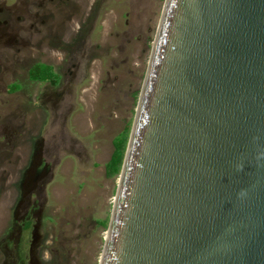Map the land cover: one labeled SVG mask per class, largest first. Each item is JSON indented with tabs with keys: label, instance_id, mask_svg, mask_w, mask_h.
<instances>
[{
	"label": "water",
	"instance_id": "1",
	"mask_svg": "<svg viewBox=\"0 0 264 264\" xmlns=\"http://www.w3.org/2000/svg\"><path fill=\"white\" fill-rule=\"evenodd\" d=\"M99 264H264V0H165Z\"/></svg>",
	"mask_w": 264,
	"mask_h": 264
},
{
	"label": "rangeland",
	"instance_id": "2",
	"mask_svg": "<svg viewBox=\"0 0 264 264\" xmlns=\"http://www.w3.org/2000/svg\"><path fill=\"white\" fill-rule=\"evenodd\" d=\"M164 4L0 0V264L100 263Z\"/></svg>",
	"mask_w": 264,
	"mask_h": 264
},
{
	"label": "trees",
	"instance_id": "3",
	"mask_svg": "<svg viewBox=\"0 0 264 264\" xmlns=\"http://www.w3.org/2000/svg\"><path fill=\"white\" fill-rule=\"evenodd\" d=\"M29 75L33 81L49 82L52 85H58L61 81V75L54 70V67L43 62L34 64L29 70ZM20 88L21 86L19 84H14L11 91H15ZM114 146V152L109 163L107 164L108 175H115L121 172L127 148V131L122 132L121 139L117 140L116 138Z\"/></svg>",
	"mask_w": 264,
	"mask_h": 264
}]
</instances>
